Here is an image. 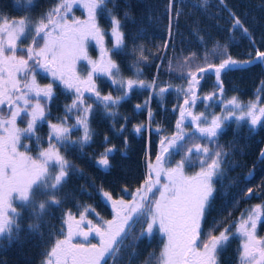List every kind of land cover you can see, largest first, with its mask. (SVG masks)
I'll return each instance as SVG.
<instances>
[{"label": "snow or ice", "instance_id": "obj_1", "mask_svg": "<svg viewBox=\"0 0 264 264\" xmlns=\"http://www.w3.org/2000/svg\"><path fill=\"white\" fill-rule=\"evenodd\" d=\"M112 0H58V4L45 13L38 22L33 24L30 19L22 18L10 21L0 14V107L7 105L8 117L0 114V238H6L11 243L18 239L22 231L23 217L17 211V207L31 210V219L28 231L35 233L40 231L41 222L48 210L53 206H59V192L67 183L70 172H75L57 145L65 150L78 145L79 148L90 143L92 132L89 128L88 116L92 112V104H86L85 91L93 93V104L102 105L105 110L118 106L122 100L128 98L134 88L156 87L155 82L145 84L139 77L138 64L135 73L137 79H124L121 68L115 56L120 55L126 48L125 33L121 21L115 13L108 8ZM210 0H199L200 7L207 10ZM219 4L229 12L230 35L240 34L250 43H255L252 33L245 22L233 11L227 9L225 0H218ZM28 6L34 5V0H26ZM82 4L87 9L88 19L79 21L73 19L69 23V13L74 5ZM176 0H168L167 13L169 16L168 42L163 45L165 50L173 42V20L179 19L181 10L175 7ZM108 15L110 18V36L112 47H105V36L97 22L98 16ZM127 16V14H126ZM39 38V39H37ZM31 39V46L26 49L20 47ZM203 42V37H200ZM94 41L99 47L100 59L93 60L88 55V42ZM227 46L214 50L213 55L221 62L218 64L206 63L195 71L191 68V60L196 54L185 57L184 64L188 65L187 88L178 89V95L184 96L183 106L179 108L180 118L176 122V133L171 137L160 140V153L156 156V163L149 162L148 180L145 187L138 188L132 196L130 205L123 199L114 200L109 192H103V197L111 201L115 217L107 221L106 227H99L87 221L88 230L81 227L86 219V212H82L79 220L69 212L67 219V235L63 239H56L50 250L43 256L42 264H120L123 254L127 252L125 240L131 234V225L141 223V236L152 237L154 231H158L166 238L159 257H150L147 264H218V257L226 250L233 237H240L242 245L239 250V264H264V237L258 235L257 229L264 218V205L258 204L250 209L247 214L242 213L239 222H233L220 228V222L213 221V225L204 231L207 214L212 209L214 200V178L223 175V159L228 154L222 148L210 149L198 143L203 137L210 143H218V137L224 130L226 121L235 119L238 123L245 121L252 129L258 125H264V106L256 102L241 105L233 97L224 105L221 115L213 114L211 119L204 113L195 114L191 109L195 108L200 88V80L204 79L201 73L212 70L217 80V90L223 96V86L220 81L221 74L231 70H242L253 64H264V51L254 48L255 57L249 55L248 60L239 62L230 55H225ZM138 52L139 58L147 60L143 46L133 49ZM207 58V53L205 59ZM86 61L90 65L86 78L82 79L77 74V63ZM32 61L30 66L29 62ZM48 72L53 80H59L66 89H75V98L72 105L66 109V115L75 110L76 123L71 127L63 121L49 125L48 147L39 149L38 156H31L27 151H20L22 136L31 138L35 136L38 120H45V110L41 106V97L45 101L53 99V84L49 83L41 88L36 82V67ZM106 76L116 86L117 92H122L116 98L112 95L102 96L96 89L94 77ZM24 83L21 87L20 78ZM264 83V82H262ZM160 94L167 91L160 88ZM35 95V103L29 109L32 101L29 97ZM213 94L202 97L205 101H212ZM87 99H92L88 97ZM22 101V105H21ZM149 102L146 101L144 107ZM205 105L206 108L213 107ZM141 106L137 105V109ZM22 113L25 115L22 117ZM28 119L27 127H17V119ZM151 119V112H149ZM191 118L189 126L195 125L199 137L187 136L184 132L185 122ZM82 127L83 136L78 141H72L70 133L72 128ZM143 125L136 126L134 131L142 134ZM124 128H121V132ZM159 132L160 130L157 129ZM107 140V138H105ZM37 143L41 140L36 137ZM55 141V143H53ZM191 143L192 147H188ZM27 148V146H23ZM115 151L114 147H106L100 154L97 166L102 170L110 169V155ZM175 155L181 159L175 167L166 165ZM264 158V151L260 153ZM199 166L195 175H187L186 167ZM153 173L155 180L152 179ZM161 175L167 183L161 184ZM251 175V174H250ZM159 186V187H157ZM156 188L159 198L149 201L147 193H152ZM253 195L252 189L246 190ZM18 202L17 206L14 203ZM146 217V220H133V216ZM146 223V228L143 224ZM235 228V232L232 229ZM63 231V229H62ZM218 232V234H216ZM99 237V243L89 242L87 245L73 243L75 236H82L88 240L93 234ZM138 239L139 237L132 236ZM132 264V259H129Z\"/></svg>", "mask_w": 264, "mask_h": 264}, {"label": "trees", "instance_id": "obj_2", "mask_svg": "<svg viewBox=\"0 0 264 264\" xmlns=\"http://www.w3.org/2000/svg\"><path fill=\"white\" fill-rule=\"evenodd\" d=\"M57 4L58 0H34L32 6H28L26 0H0V14L10 21L27 18L35 24ZM225 4L227 9L235 12L245 22L252 33L254 44L238 33L234 38L230 35L229 12L218 0H210L207 10L200 7L199 0H176L175 7L181 10V15L178 20H173V42L167 50L163 45L168 42V0H112L108 4V8L121 21L125 33L126 48L120 55L114 57L121 68L122 77L125 80L137 79L135 75L137 68L132 65L138 64L142 73L139 78L143 79L145 84L154 81L156 87L134 88L127 99L108 110L102 105L92 103L95 99L94 94L84 95L86 104H92V112L88 116L92 139L83 149L76 145L65 150L58 145L61 155L75 168V172L69 173L67 183L59 192L58 199L61 203L59 206L53 205L48 210L41 222L40 231L35 233L28 231L29 225L35 222L30 218L31 210L17 207V211L23 217L22 231L19 238L11 243L6 238H0V264H42L43 254L50 250L56 239L64 238V231L67 229L64 221L67 219V213L70 212L78 219L87 209L85 220L107 218L108 210L102 205L105 191L109 192L114 200L132 199L136 190L144 183L145 148L147 147L148 151V162L154 163L160 153V140L165 137L171 138L176 132V122L180 118L179 108L183 106L184 101V96L178 95L177 90L187 88V80L181 78L187 77L188 74V65L184 64L185 57L192 53L196 54L191 60V68L195 71L206 63L221 62L213 52L225 45L227 46L225 55H230L239 62L248 60L250 54L254 58V48L264 51V0H225ZM80 10L81 12L73 19L84 21L85 8L80 6ZM97 22L103 31L109 33L105 36L104 44L105 47L111 48L110 18L107 14L98 16ZM200 37H203V42ZM30 42L31 39L20 47L26 49ZM139 46H143L144 55L148 58L146 61L139 58L138 52L136 54L133 52V49ZM89 53L91 59H100L98 46L91 47ZM88 70L83 61L77 63V74L81 78ZM40 72L41 75L36 76L37 84L44 88L52 83L54 95L50 101L40 98L46 119L37 121L35 136L21 137L22 146L19 150L27 151V154L34 157L38 156L39 149L48 147L45 140L49 134L43 127L45 122L52 124L63 121L71 125L77 118L75 110L66 115V109L72 105L75 98V89H66L59 80L54 81L51 74ZM200 75L204 76L197 91V96L201 99H198L195 108L191 109L195 114L204 112L209 119L213 114L221 115L224 112V105L220 101L226 103L233 97L241 105L256 102L259 106H264L262 83L264 64H253L242 70L222 73L220 81L223 96L217 90V80L212 70ZM23 83L24 80L21 87ZM95 83L102 96L112 95L116 98L122 94L116 91V86L112 85L106 76L95 77ZM161 87L167 89L163 95L159 91ZM213 93L215 95L212 101L202 99ZM88 97L92 99H87ZM32 99L35 103V95ZM146 101L149 103L144 107ZM207 104L214 106L206 108ZM137 105L141 107L137 109ZM1 112L0 114L4 115ZM25 121L26 119L22 120L23 126H19L20 129L26 128ZM139 125H143L142 134L134 131ZM185 125L189 126L187 122ZM121 128H124L123 132ZM72 129L78 131L76 128ZM187 129V136L199 137L195 125ZM82 136L80 131L75 132L71 140L78 141ZM36 137L40 138V143H37ZM204 140L200 137L197 142L201 143L202 147L207 146L210 149L222 148L228 154L223 158L225 160L222 165L223 175L214 178L212 209L203 225L204 231L207 232L213 221L220 222L222 230L228 224L238 223L242 213L247 214L258 204L264 205V158L259 156L264 147V125L252 129L245 121H240L238 125L233 118L225 122L218 143ZM25 145L27 148L23 147ZM106 147H114L115 151L109 158L111 167L105 171L97 166V161ZM188 147H192V144L189 143ZM180 159V155H175L165 166L170 164L175 167ZM198 171V165L185 168L187 175H195ZM249 188L252 189L253 195L246 191ZM17 204L18 202L14 203V206ZM141 219L147 218L141 217L139 220ZM143 227L146 228V223ZM141 231V223H135L131 228V234L125 240L128 250L123 254L120 264H129L130 258L132 264H147L150 256L156 254L154 240L149 241L146 234L141 236ZM232 231L235 232V228ZM257 232L258 235H264V218L258 225ZM133 235L139 238L134 240ZM162 244L163 236L160 245ZM240 244L241 239L238 236L231 238L226 250L218 257L219 264H234L229 262L227 256H235Z\"/></svg>", "mask_w": 264, "mask_h": 264}, {"label": "flooded vegetation", "instance_id": "obj_3", "mask_svg": "<svg viewBox=\"0 0 264 264\" xmlns=\"http://www.w3.org/2000/svg\"><path fill=\"white\" fill-rule=\"evenodd\" d=\"M80 6L81 5H79L78 4V6H74V8H73V10H72V12L71 13H69V23H71L72 22V20H73V18H75V15H77V14H79L80 12H81V10H80ZM79 11V12H78ZM85 11H86V13H85V18L86 19H84V21H86L87 19H88V13H87V9H85ZM93 45V44H92ZM29 46H31V42H30V44H29ZM94 47V46H93ZM97 46H95V48H96ZM32 61H30L29 62V64H30V66L32 65ZM90 65H89V70H90ZM37 68L39 69V70H37ZM40 71H42V72H45V71H43L42 69H40L38 66L36 67V76H40L41 75V72ZM45 73H48V72H45ZM86 76H87V74L82 78V79H84V78H86ZM94 80H95V77H94ZM96 84V83H95ZM86 94H93V93H90V92H87V91H85L84 93H83V95H86ZM0 112H1V109H0ZM4 116V115H3ZM77 119V118H76ZM76 119H75V121H76ZM49 125H50V123H46L45 122V124L43 125V127L45 128V129H47L48 127H49ZM77 129V128H76ZM79 133V132H78ZM118 200H120V199H118ZM124 201H127L126 199H123ZM129 200V199H128ZM127 203H129V202H127ZM129 204H132V203H129ZM102 205L103 206H105L106 208H107V210H108V215H107V218H100V219H95V220H91L92 221V223L93 224H95V225H97V226H99L100 227V225H102L103 223H104V225L106 224V222L107 221H111V220H113L114 219V217H115V212L113 211V208H112V204L110 203V202H108V204L107 203H102ZM138 219V218H137ZM137 219H135V220H137ZM76 220H79V218L78 219H76ZM139 220V219H138ZM87 221L88 220H85L83 223H82V225H81V227H82V229L84 230V231H87L88 230V224H87ZM133 225L134 224H132V226H131V228L133 227ZM103 227V226H102ZM104 227H106V226H104ZM64 237L67 235V229L64 231ZM260 236V235H259ZM263 237H264V235H262ZM161 237H162V235L158 232V231H154V234H153V236L152 237H148L149 239V241H152V240H154V242H155V246H156V248H157V250H156V254L155 255H151L150 257H152V256H155V257H159V255H160V252L162 251V249H163V244H164V236H163V244H162V246L160 245V243H161ZM240 238V237H239ZM241 239V238H240ZM75 241V243H80V244H82V243H84V244H88L89 242H91V243H94V244H98L99 243V237H96L95 235H94V233L93 234H91L90 236H89V238H88V240H84L83 239V237L82 236H75L74 237V239H73V242ZM241 245H242V239H241V244L239 245V248H241ZM161 246V247H160ZM240 250V249H239ZM239 250L238 251H236L237 253H235L236 255L235 256H227L228 258H229V262H233L234 264H239V260H238V256H239ZM233 252H228V254H232ZM150 259V258H149ZM113 263V261L112 260H109L108 261V264H112ZM218 264H219V259H218Z\"/></svg>", "mask_w": 264, "mask_h": 264}, {"label": "rangeland", "instance_id": "obj_4", "mask_svg": "<svg viewBox=\"0 0 264 264\" xmlns=\"http://www.w3.org/2000/svg\"><path fill=\"white\" fill-rule=\"evenodd\" d=\"M79 5H81V4H79ZM74 6H78V4H76V5H74ZM82 6V5H81ZM74 8V7H73ZM93 44V45H92ZM95 47V46H97L96 44H95V42L94 41H89L88 42V55L90 56V53H89V50H90V48L91 47ZM94 60V59H93ZM83 61V60H82ZM83 64L86 66V67H89V65H87V62L86 61H83ZM37 70H39L38 68H37ZM49 75H50V73H48ZM20 81H21V85H22V82H23V78H20ZM34 96V94H32L30 97H29V99L32 101V104H30L29 105V109H31V107L34 105V101H33V99H32V97ZM22 102V101H21ZM248 105V104H247ZM6 104L4 105V106H2V107H0V109H1V113H5V111H7V114H6V116H8L9 115V109L7 110L6 109ZM22 115V117L25 115L24 113H22L21 114ZM5 116V117H6ZM28 119H30V117H28L27 119H26V121H25V125L24 126H26L27 127V123H28ZM22 120H24V119H21V118H18L17 119V127H21V126H23V122H22ZM190 120H191V118L190 117H188V119H187V125H189V122H190ZM71 118H70V123H71ZM76 123V121L74 120L73 122H72V124L71 125H67V126H69V127H71L72 125H74ZM189 126H184V128H186V129H184V132L185 133H187L188 132V128ZM74 129H72V131H71V133H70V138L71 137H73V135H74V133L76 132V133H78L79 131H80V133H82L83 134V128L82 127H77V130L78 131H73ZM176 131H177V129H176ZM47 133L49 134L50 133V127H48L47 128ZM176 133V132H175ZM174 135V134H173ZM172 135V136H173ZM49 136V135H48ZM48 136H47V140H45V142L48 144ZM204 141H206V140H204ZM45 142H44V145H45ZM53 143H55V141H53ZM58 146V145H57ZM147 153H148V151H147V147L145 148V154H143V160H144V183L140 186V188H143V187H145V181L146 180H148V168H147V164L149 163L148 162V159H147ZM29 155V154H28ZM151 163H153V162H151ZM156 163V160H155V162L153 163V164H155ZM152 179L153 180H155V174L153 173V175H152ZM160 180H161V184H164V183H167V180H166V178L163 176V175H161V178H160ZM157 187H159V186H157ZM156 194L155 195V198L156 199H158L159 198V196H158V192H157V190H156V188H154L153 189V192L152 193H147V195H148V197H149V201L153 198V194ZM108 202H110L111 203V201H107L106 199H103V203H107L108 204ZM126 203L127 202H129V203H133V201H132V199H130V200H127V201H125ZM128 203V204H129ZM131 205V204H130ZM140 219L141 217H139V216H136V215H134L133 216V220H135V219ZM137 219V220H138ZM141 220H143V219H141ZM129 224L132 226V221H129ZM104 227V226H107V224H105L104 225V223L102 224V225H100V227ZM261 237H263L262 235H260ZM164 243L166 242V238L164 237ZM73 243H75V241L73 242ZM82 244H84V243H82ZM84 245H86V244H84Z\"/></svg>", "mask_w": 264, "mask_h": 264}, {"label": "water", "instance_id": "obj_5", "mask_svg": "<svg viewBox=\"0 0 264 264\" xmlns=\"http://www.w3.org/2000/svg\"><path fill=\"white\" fill-rule=\"evenodd\" d=\"M6 109L8 110V107H7V106H6ZM6 114H7V111H5L4 116H6ZM262 151H264V147L262 148ZM262 151H261V152H262ZM261 152H260V153H261ZM259 156H260V158H261V155H259ZM248 197H249V195H248Z\"/></svg>", "mask_w": 264, "mask_h": 264}]
</instances>
